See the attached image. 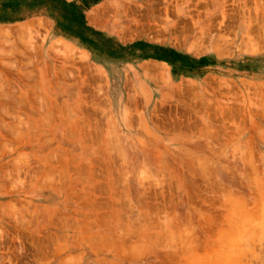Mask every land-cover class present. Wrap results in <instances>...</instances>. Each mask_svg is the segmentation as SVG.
I'll return each instance as SVG.
<instances>
[{"label": "rangeland", "instance_id": "1", "mask_svg": "<svg viewBox=\"0 0 264 264\" xmlns=\"http://www.w3.org/2000/svg\"><path fill=\"white\" fill-rule=\"evenodd\" d=\"M76 1L0 0V264H264V0Z\"/></svg>", "mask_w": 264, "mask_h": 264}, {"label": "crops", "instance_id": "2", "mask_svg": "<svg viewBox=\"0 0 264 264\" xmlns=\"http://www.w3.org/2000/svg\"><path fill=\"white\" fill-rule=\"evenodd\" d=\"M63 2H67V3H72L74 2V4H76V0H61ZM89 11L84 10L82 13L83 19L85 20L86 23H90L89 19H88V13ZM39 17L36 16L34 19H25L23 20L21 23L23 24H28L31 20H35L38 19ZM41 26L43 27V29L45 30L44 32V37L45 40H48L47 42L53 43L55 41L61 42V43H66L70 46H73L75 50H79L80 58L82 60H87V59H93L95 60V64H97L99 67H102V63H103V58L101 56V54H97L95 51L91 50V49H85L83 48V45L81 44V40L79 38H77L75 35L73 34H65L64 32H61L60 30V24L58 25L56 22V18H47V17H41ZM76 55V54H75Z\"/></svg>", "mask_w": 264, "mask_h": 264}]
</instances>
